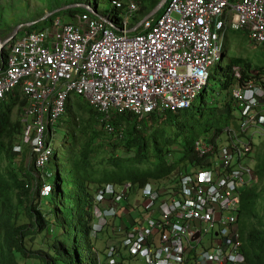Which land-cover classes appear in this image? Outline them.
Here are the masks:
<instances>
[{
	"label": "built area",
	"instance_id": "built-area-1",
	"mask_svg": "<svg viewBox=\"0 0 264 264\" xmlns=\"http://www.w3.org/2000/svg\"><path fill=\"white\" fill-rule=\"evenodd\" d=\"M143 2L111 0L115 15L88 12L76 23L57 19L0 49V102L16 91L27 100L22 141L14 152L29 147L44 183L42 196L52 191L46 182L53 177L51 141L72 95L84 98L113 134L114 114L144 119L191 109L231 31H247L252 42L264 43V0H169L160 17L132 27ZM234 72L241 76L238 68ZM231 95L239 117L227 129L226 142L215 135L194 142L199 157H214L212 167L182 174L176 188L145 185L142 213L99 264H118L121 251L145 264H247L237 215L241 192L255 178L245 159L254 134L264 135V87L251 79L237 83ZM132 188L125 183L99 189L97 201L111 206L96 209L95 233L108 217L125 211L119 205Z\"/></svg>",
	"mask_w": 264,
	"mask_h": 264
},
{
	"label": "trees",
	"instance_id": "trees-1",
	"mask_svg": "<svg viewBox=\"0 0 264 264\" xmlns=\"http://www.w3.org/2000/svg\"><path fill=\"white\" fill-rule=\"evenodd\" d=\"M101 1L95 0L98 9ZM161 1L144 0L139 18L135 17L131 25L136 27L141 24ZM74 10L69 12L71 17L77 13ZM83 10L82 14L89 12ZM112 15H115L114 11ZM121 15L123 12L118 13V17ZM116 24L120 27L118 22ZM38 25L26 28L27 34L41 31L36 29ZM254 44L258 46L256 48L264 49V43ZM231 50L232 43L228 37L223 53L224 59H228L227 70H222L219 78V86L225 94L219 99L214 96L213 102L208 104L207 86L194 113L190 112L191 109L169 111L162 116L149 115L144 119L130 114H114L111 120L115 130L112 134L114 139L103 142L98 129V124L103 127L100 114L88 104L87 112L83 111L84 108L80 109L78 120L72 118L60 148L51 157L48 171L54 173L51 181L53 188L52 193L44 198L39 193L42 181L37 178L39 172L32 154L29 151L25 156V150L20 155L14 152L21 142L23 125L20 120L14 121L11 113L14 107L22 111L27 100L18 91L8 99L10 104L0 102V264H98L99 238L92 235L93 224L97 220L95 209L111 206L108 202L96 200L100 188L107 184L120 186L131 183L133 188L128 194L134 195L148 183L171 189L176 188L182 174L211 168L214 157H199L194 150L197 138L209 137L214 133L210 131L211 128H203L201 122L214 113H218V120H222L226 112L225 126L234 125L237 119L234 111L237 108L229 98L230 89L237 83L242 85L251 79L264 85V61L257 64L252 55L236 53V50L230 54ZM234 68L240 70V77L235 75ZM71 102L69 99L66 105V112L70 114ZM3 106H7L6 111H2ZM85 115H88L87 120L83 119ZM198 128L199 132L196 131ZM222 132L223 129L215 130V136ZM258 150L253 144L249 153ZM60 153L66 162V186ZM254 171L257 183H249L242 191L238 223L242 251L248 264H264V214L258 212L264 182V156L258 159ZM130 214L133 215V212ZM124 216L116 225L127 226ZM130 217L133 223L134 218ZM40 234L44 238L36 241ZM28 240L32 242L30 246Z\"/></svg>",
	"mask_w": 264,
	"mask_h": 264
},
{
	"label": "rangeland",
	"instance_id": "rangeland-1",
	"mask_svg": "<svg viewBox=\"0 0 264 264\" xmlns=\"http://www.w3.org/2000/svg\"><path fill=\"white\" fill-rule=\"evenodd\" d=\"M1 2L2 3L0 4V40H3L7 37H9L8 39H10L11 36H13L14 33L20 27L28 24L27 22H30V23L40 22V24L38 26H36L37 30H42V29L47 28V27H52L53 23L57 19H63L65 22H76L78 20L77 19L78 16H80V14H82V12L84 11L83 9H75L74 10L77 12V13H75V16H74L75 18L71 17L69 12L72 10H69V11H63V12L57 14V16L52 18V19H48L46 21H42V20L44 18H46L49 14H53L59 10H62L66 7H69V6H74V5L84 3L83 5H86V4L89 5L90 4V6L95 8L97 5L95 0H84V1L83 0H1ZM98 5H99L98 11L103 16L108 17L114 11V7L112 6V3L110 0H102ZM76 14L78 16H76ZM138 18H139V16H138ZM33 21H35V22H33ZM131 23L132 22H130V26H131ZM26 28H28V27L22 28V30L19 32L18 38H23L24 36L27 35L28 30ZM135 35H137V34H135ZM230 41L232 43V50H231L230 54L232 53V51L236 50L237 51L236 53L243 52V54H245L246 56L252 55V58L254 59V61L257 64H259L261 62V60L264 61V49L256 48L258 46L256 44H254V42L251 41L247 31H244V30L231 31L230 32ZM234 47H235V49H234ZM227 60L228 59H224V57L219 58L217 61V64L211 69V73H213V74H212V76H210L209 83H208V90H207V103L208 104H211L213 102L214 96H216L219 99V97H221V96H223V94H225V92L222 91L221 86H219V84H220L219 78L221 76V71L227 70V64H228ZM214 76H215V78H214ZM216 79L218 80V83H216ZM232 88L230 89V92H231ZM229 98L232 99L231 96H229ZM200 100H201V95L197 98V100L195 102V107L192 108L190 111L191 113H194L197 110V108L200 104ZM71 101H72L71 102V106H72L71 112L72 113L70 114L69 112H66L65 115L62 117V119L58 122V124L56 126L55 135L53 136V141L51 144L52 147L54 148V150H57L60 148L61 141L63 140L67 130L71 126V123L73 121L72 118L74 117V119L78 120L77 117H79L81 115L80 114L78 116V112L80 109L82 110L84 108L83 111H86V112L88 111L89 107H86L87 101L85 99H81L76 95H72ZM8 104H10V101L7 102V105ZM79 104H80V106H78ZM6 110H7V106H3L2 111H6ZM226 114L227 113L224 112L222 120H220V119L218 120L219 114L214 113L212 116L205 117L203 119V121L201 122V125L203 128H205V127H208L209 129L211 128L210 131H212V132H215V130H218V129H220V130L223 129V132L220 135H217V138L221 139L223 142H226L227 129H229V127L237 126L236 124L238 123V119H236L234 125L225 126V124L227 123V121L225 119ZM21 115H22V111H20V109L18 107H14L12 109L11 116H12V119L14 121H19L21 118ZM234 115L236 117H239V111L237 109L234 111ZM83 119L87 120L88 115H85ZM80 121H82V120H80ZM100 125L98 124V129L100 130V140L103 142L113 141L114 136L112 134H108L106 131H104V129H102L103 128L102 125L101 126ZM199 129L200 128H198L196 131L199 132ZM253 142L259 150L257 152L254 151L252 153V156H250L248 160H250L249 163L255 169L257 166L258 159L262 158L264 156V137H259L258 135H254ZM24 150L26 152L25 156H27L29 153V149L24 148ZM59 157H60V165H61V168L63 170V178L65 180L64 184L66 186V185H68V183H67L68 173H67V170H65L66 169V162H65L61 153H60ZM20 159H21V156L19 157V160ZM25 160H27V158ZM27 161L30 162V159H28ZM64 171H65V173H64ZM52 180L53 179H50V181H52ZM252 182L256 184L257 178H255V180ZM158 186L160 188L163 187V185H158ZM262 187L263 188H262V191H260V198H259V202H258V212L261 215L264 214V182L262 183ZM138 193L139 192H137L136 195H134L133 193L130 194L129 198H131L132 195H134V197L132 199H130L128 204L134 205V203H136V199L140 198L138 196ZM131 202L133 204H131ZM119 219H117L116 222H119ZM123 219L125 222L129 223V221H130V223H131L130 215H125ZM111 222H113V219H111ZM116 222L114 225H116ZM114 225H112V227H114ZM112 227L109 228L110 230L106 229L104 231V233L102 234V238H100V236H99V240L97 243V247L99 250L102 251V248H104L105 245L116 244L118 242L117 240H119V238L108 239V238H111ZM117 236L120 237L121 234L117 233ZM43 238H44L43 234H40L39 236L36 237V241H40ZM28 244L30 246L32 244V242L30 240H28ZM207 246H208V238L206 237L203 247H207ZM203 247H200V249H202ZM120 263H122V264H144L143 262L137 261L134 259L121 260Z\"/></svg>",
	"mask_w": 264,
	"mask_h": 264
},
{
	"label": "clouds",
	"instance_id": "clouds-1",
	"mask_svg": "<svg viewBox=\"0 0 264 264\" xmlns=\"http://www.w3.org/2000/svg\"><path fill=\"white\" fill-rule=\"evenodd\" d=\"M87 6H90V5H87ZM167 6V5H166ZM165 6V7H166ZM93 10H96V12L99 14V15H101L100 13H99V9L97 8V7H92V6H90ZM164 10H165V8H164ZM161 13V12H160ZM164 13V12H163ZM112 14V13H111ZM94 15V14H93ZM101 16H103V15H101ZM103 17H106V16H103ZM156 17H160L159 16V14L156 16ZM153 18H155V17H153ZM153 18H151V19H153ZM148 20H150V19H148ZM146 21V20H145ZM144 21V22H145ZM143 24H139V25H137L136 27H138V26H142ZM133 27V26H132ZM118 32V31H117ZM18 36H19V34H18ZM17 36V37H18ZM12 37V36H11ZM16 37V38H17ZM229 37H230V35H229ZM15 38V39H16ZM14 39V40H15ZM8 40V39H7ZM7 40H5V41H7ZM5 41H0V42H5ZM11 44V43H10ZM9 45V44H8ZM224 57V56H223ZM210 76H211V74H210ZM208 83H209V81H208ZM207 86H208V84H207ZM263 87H264V85H262ZM207 88V87H206ZM205 88V89H206ZM204 89V90H205ZM16 92H18V91H16ZM204 92V91H203ZM15 94V93H14ZM21 94V93H20ZM202 94V93H201ZM230 94H231V92H230ZM14 96V95H13ZM13 96H10V97H8L5 101H3V102H1V103H7L9 100V98H11V97H13ZM22 96V95H21ZM79 97V96H78ZM23 98H25V97H23ZM72 98V96L69 98V99H71ZM82 98V97H81ZM231 98H232V95H231ZM26 99V98H25ZM68 99V100H69ZM84 99V98H83ZM233 100V99H232ZM68 102V101H67ZM233 102H234V100H233ZM88 104V103H87ZM234 104H235V102H234ZM27 105V104H26ZM67 105V104H66ZM89 105V104H88ZM236 105V104H235ZM26 107V106H25ZM24 107V108H25ZM90 107V106H89ZM193 107H195V105L193 106ZM192 107V108H193ZM237 107V106H236ZM24 108H23V110H22V114H23V111H24ZM91 108V107H90ZM191 108V109H192ZM238 109V108H237ZM189 110V109H188ZM184 111V110H183ZM239 111V110H238ZM22 116V115H21ZM237 119H238V117H237ZM20 122L22 123V121H21V118H20ZM236 127V126H235ZM23 129H24V127H23ZM56 130V129H55ZM54 135H55V131H54ZM213 135H216V133L214 132L210 137H212ZM254 135H258L259 137H264V135H259V134H254ZM200 137H204V136H200ZM217 138V136H215L214 137V139H216ZM53 139V138H52ZM21 141H22V138H21ZM53 141V140H52ZM52 141H51V144H52ZM252 141V143H251V149H252V146H253V144H254V142H253V139L251 140ZM20 144H21V142H20ZM19 144V145H20ZM52 146V145H51ZM23 147V152H24V148H27V149H29V147H27V146H22ZM52 149H53V153H54V148L52 147ZM29 151H30V149H29ZM251 151V150H250ZM249 151V152H250ZM247 153V157H246V159H245V161L248 163V164H250L249 162H250V160H248L249 159V157L250 156H252V154H250V153ZM31 153V152H30ZM32 154V153H31ZM20 155V154H19ZM53 155V154H52ZM32 156H33V154H32ZM33 160H34V156H33ZM51 160V159H50ZM34 164H35V161H34ZM49 165H50V162H49ZM49 165H48V168H49ZM250 166L252 167V165L250 164ZM253 168V167H252ZM253 170H254V168H253ZM254 176H255V178H256V175H255V171H254ZM53 177H54V173H53ZM52 177V178H53ZM52 178H50V179H52ZM255 178H254V180H255ZM40 179V178H39ZM50 179H48V181H46V182H48L50 185H51V187H52V183H51V181H50ZM254 180H252V181H254ZM40 181H42L41 179H40ZM252 181L250 182V183H252ZM43 182H42V185L40 186V188H39V193H40V196L42 197V198H44V197H47V196H49L51 193H52V191H51V193L49 194V195H47V196H42L41 195V187L43 186ZM148 184H152V183H148ZM249 184V183H248ZM247 184V185H248ZM147 185V184H146ZM154 187H155V185L154 184H152ZM247 185H245L244 186V188L247 186ZM106 186V185H105ZM104 186V187H105ZM116 186H118V185H116ZM36 188H37V186H35ZM34 187V188H35ZM145 187V186H144ZM53 188V187H52ZM155 188H157V189H159V190H163V188L164 187H155ZM244 190V189H243ZM242 190V191H243ZM99 191V190H98ZM98 194V193H97ZM241 194H242V192H241ZM96 197H97V195H96ZM129 197H130V194H129ZM128 197V201L127 202H122L119 206H121V207H124L125 208V211L124 212H121L118 216H116V217H108L107 218V223L104 225V227L102 228V230L101 231H99V232H94V225L95 224H97L98 223V216L96 215V217H97V220H96V222L93 224V231H92V235H93V237H98L99 238V236H100V238H102V234L104 233V231L106 230V229H109V228H111L112 227V225H114L115 224V222H116V220L117 219H119L120 217H122L123 215H126L125 214V212L126 211H132L133 212V218L135 219V217L136 216H138L140 213H142V210H141V208H140V204H139V201H140V199H141V190H139V197L140 198H137L136 199V203H134V205H130V204H128V202L130 201V199H132L133 197H134V195H132V197L131 198H129ZM97 200V199H96ZM102 203V202H101ZM128 204V205H127ZM131 204H133L132 202H131ZM97 208H99V207H96V209ZM108 208V207H107ZM110 208V207H109ZM119 208V207H118ZM96 209H95V214H96ZM99 209H101V210H105L106 208H99ZM240 209H241V205H240ZM135 214V215H134ZM239 216V212H238V215H237V217ZM111 219H113V222H111ZM132 222V221H131ZM237 222H238V219H237ZM117 223V222H116ZM133 223H131V224H128L127 226H124V225H114V227H112V231H111V238H108V239H112V238H119V240H117L118 242L116 243V244H118L120 241H121V239H122V237H123V235H124V232H125V230L128 228V227H130L131 225H132ZM238 225H239V223H238ZM120 229V230H119ZM239 231H240V229H239ZM117 233H120L121 234V236L120 237H118L117 236ZM240 235H241V233H240ZM241 240H242V238H241ZM100 243V242H99ZM243 245V244H242ZM110 245H105L104 246V248H102V251L101 250H99L100 252L99 253H97L98 254V264H99V258L101 257V259H102V261L104 262V260L106 259L105 258V251H106V249L109 247ZM97 249H98V247H97ZM122 252V256L120 257V259H118V264L120 263V261L121 260H125V259H134V260H137V261H141V262H143V260H140V259H138V258H134V257H131V256H129V255H127V254H125V252L124 251H121ZM241 252L243 253V251H242V247H241ZM244 254V253H243ZM244 256H245V254H244ZM124 258V259H123ZM245 259H246V256H245ZM144 263V262H143ZM246 263L248 264V262H247V260H246ZM145 264V263H144Z\"/></svg>",
	"mask_w": 264,
	"mask_h": 264
},
{
	"label": "water",
	"instance_id": "water-1",
	"mask_svg": "<svg viewBox=\"0 0 264 264\" xmlns=\"http://www.w3.org/2000/svg\"><path fill=\"white\" fill-rule=\"evenodd\" d=\"M169 0H162L160 2V4L157 6V8L152 12V14L150 16H148L145 20H148V19H151L153 17H156L158 14H160V12H162L165 8V6L168 4ZM77 8H83L89 12H91L92 14H94L95 16H99V14L96 12V10H93L90 6H87V5H74V6H69V7H66L62 10H59L53 14H49L46 18H44L42 21H46L52 17H54L55 15L63 12V11H69V10H73V9H77ZM144 20V21H145ZM144 21L141 23L143 24ZM40 24V22H35V23H29V24H26L25 26H22L20 27L15 33L14 35L8 39L7 41L3 42L1 45H0V49H3L5 46H7L8 44L12 43L14 41V39L18 36L19 32L22 30V28L24 27H28V28H32L34 27L35 25H38ZM110 26H112L111 23H109ZM117 31H120L122 32L121 30H118L117 28H115Z\"/></svg>",
	"mask_w": 264,
	"mask_h": 264
},
{
	"label": "crops",
	"instance_id": "crops-1",
	"mask_svg": "<svg viewBox=\"0 0 264 264\" xmlns=\"http://www.w3.org/2000/svg\"><path fill=\"white\" fill-rule=\"evenodd\" d=\"M130 212H132V211H126L125 214L129 213V215L133 216L132 214H130Z\"/></svg>",
	"mask_w": 264,
	"mask_h": 264
},
{
	"label": "bare ground",
	"instance_id": "bare-ground-1",
	"mask_svg": "<svg viewBox=\"0 0 264 264\" xmlns=\"http://www.w3.org/2000/svg\"><path fill=\"white\" fill-rule=\"evenodd\" d=\"M129 224H130V221H129ZM127 225H128V223H127Z\"/></svg>",
	"mask_w": 264,
	"mask_h": 264
}]
</instances>
